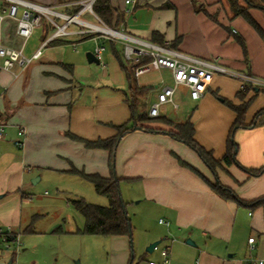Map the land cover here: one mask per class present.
I'll list each match as a JSON object with an SVG mask.
<instances>
[{
	"label": "crops",
	"instance_id": "1",
	"mask_svg": "<svg viewBox=\"0 0 264 264\" xmlns=\"http://www.w3.org/2000/svg\"><path fill=\"white\" fill-rule=\"evenodd\" d=\"M45 1L42 4L58 5L59 10L75 14L70 10L80 0ZM240 3L248 8L250 18L235 15L228 0H139L133 8L125 0H112L113 7L123 13L115 28L264 78V0ZM83 17L98 22L91 13ZM9 20L13 27L6 25V35L3 28V40L22 48L16 22L7 19L4 27ZM70 28L81 27L72 24ZM53 31L44 19L24 45L25 55L32 56ZM56 40L63 43L49 42L42 56L29 66L0 69V122L6 123V135L0 138V228H10L18 237L21 231H33L22 227L30 219L25 209L45 198L38 186L53 176L59 181L58 191L60 187L62 191L59 195L46 191L51 200L47 207L53 200L64 199V192L75 196L67 203L80 198L79 182L87 180L71 172L77 169L117 177L129 197L160 211L159 223L167 227L166 244L160 248L162 232L158 231L149 241H160L154 250H160L161 264L166 247L170 250L169 264H247L248 259H264V202H255L264 197V170L258 175L249 173L264 168V114L249 126L264 110V91L254 89L240 97L243 89L238 79L213 73L206 76L208 85L202 99L192 100L188 89L179 86L174 102L165 105L158 116L176 124L191 121L196 141L221 160L237 118L226 101H249L247 126L234 130L238 144L234 164H224L214 172L194 149L169 134L173 126L164 121L137 123L120 139L112 162L109 150L88 148L70 135L91 141L116 137L115 126L133 125L130 102H144L149 114L162 85L174 84L172 73L159 69L136 77L138 87L149 91L135 94L117 55L125 61L123 43L101 33ZM99 46L103 48L100 63L89 62L87 53H95ZM125 64L132 71V65ZM20 128L26 131L22 139ZM18 140L24 141L22 147ZM63 181L67 186L60 184ZM218 181L232 189L242 203L221 197L210 185ZM109 237L122 248L132 241L131 235ZM251 237L255 238L253 243ZM18 253L4 263L1 258L0 264L15 260ZM133 262L134 256L130 264Z\"/></svg>",
	"mask_w": 264,
	"mask_h": 264
},
{
	"label": "built area",
	"instance_id": "2",
	"mask_svg": "<svg viewBox=\"0 0 264 264\" xmlns=\"http://www.w3.org/2000/svg\"><path fill=\"white\" fill-rule=\"evenodd\" d=\"M5 2L4 11H0V69L13 71L16 67L25 68L39 59L43 54L44 47L52 40L70 35H84L91 33H101L115 41L123 43V56L125 61L132 65L135 77L151 70L167 69L172 73L174 84H163L157 94L156 100L151 104L149 115L158 117L161 115L162 108L168 103L174 102V95L179 86H185L189 91L192 100L198 101L203 98L207 90L208 80L206 76L219 73L238 79L241 88L251 87L259 91H264V78L254 76L249 73L230 69L216 59L209 60L200 58L176 48L164 44H158L146 39L135 37L125 33L123 30L106 25L95 13L93 3L95 0H80L81 8L75 14H68L59 10L58 5L42 4L33 0H0ZM139 0H125V4L132 8ZM85 13L94 15L98 22H92L83 17ZM7 19L16 22V34L22 38V48H15L7 45L3 40L4 22ZM42 19L47 20L54 28L53 33L43 43V45L32 55L27 56L23 51L26 42L32 37L36 28L41 24ZM72 24H77L80 29H71ZM97 26L106 28L100 30ZM101 46L96 48L95 55L101 60ZM175 107L178 105L175 103ZM26 131L20 128L18 135L24 138ZM6 135V123L0 122V138ZM23 140H18L17 145L22 147ZM0 236L6 248L12 247L11 242L15 243V251L21 249V241L9 228H0ZM10 238H12L10 240ZM251 243L254 237L249 239ZM164 257L163 264H169V247L162 249ZM0 257V263H1ZM14 258L7 264H14ZM151 264H157L151 262ZM247 264H264V259L252 258L247 260Z\"/></svg>",
	"mask_w": 264,
	"mask_h": 264
},
{
	"label": "rangeland",
	"instance_id": "3",
	"mask_svg": "<svg viewBox=\"0 0 264 264\" xmlns=\"http://www.w3.org/2000/svg\"><path fill=\"white\" fill-rule=\"evenodd\" d=\"M4 5L5 2L0 1V11H4ZM85 18L88 19L86 16ZM90 20L97 23L94 19ZM6 25L10 29L13 23L10 20L5 23V35L8 32ZM56 179V176H53V179L41 182L38 188L41 187L39 192L46 195L45 198L38 199L34 194L33 197H37L38 200L34 204H28V208L25 209V214L30 215V219L27 223H22V227H31L33 231L20 232L21 250L15 255L14 264H130L132 256L133 264H150L151 261L162 263L160 250L147 251L149 245L154 242L149 241L153 232H162L159 236V239H162L160 248L166 244L164 237L167 227L159 223L160 211L152 208L146 201L140 202V199L129 197L125 186L122 185L120 191L132 224V241L129 240L127 247L122 248L120 244L114 243L111 237L80 232L84 228V218L71 202L67 203L70 198L75 197L74 195L64 192V199L53 200L51 207H47L51 200L49 195L45 194L46 191L50 195H59L62 191V187L58 191L59 181ZM80 181L78 187L79 192H82L80 198L92 204L102 206L109 204L108 198L98 194L92 183ZM60 184L67 186L65 181ZM3 228L7 230L6 227ZM11 244L12 247L7 249L0 240V256L3 263L15 252V243L12 241Z\"/></svg>",
	"mask_w": 264,
	"mask_h": 264
},
{
	"label": "trees",
	"instance_id": "4",
	"mask_svg": "<svg viewBox=\"0 0 264 264\" xmlns=\"http://www.w3.org/2000/svg\"><path fill=\"white\" fill-rule=\"evenodd\" d=\"M59 1L64 2L66 0ZM228 3L235 15H243L250 18L248 8L243 6L240 3V0H228ZM80 8L81 4H77L73 6L70 12H77ZM93 9L95 13L108 26L115 28L119 26L121 21L123 20V13L119 12L118 9L113 7L112 0H95L93 3ZM253 24L256 25L259 29V26L256 23ZM51 43L57 45L63 43V41L55 39ZM117 55L120 58L122 66L126 71L130 87L134 91V93H140L141 95L147 94L149 90L138 87L134 73L130 68H128V66H126L125 61L118 52ZM250 90L254 89L249 86L246 87L239 92V96L242 97L243 93ZM138 100L139 99H133L130 102V108L132 110L131 121L133 122V125L129 126L128 124H122L115 126L118 130V134L116 135V137L91 141L82 139L72 134L70 135V133H68V135H70L75 140L84 142L88 148H100L109 150L113 162L115 160V153L120 139L124 134L132 130L135 125H137V123L164 121L165 123L173 126L172 130H169V134L194 149L214 172H216L217 168L223 167L224 164L231 165L237 162L236 156L238 144L234 141V130L240 127L247 126L245 123V116L250 104L249 101L241 104H235L228 100L226 101V104L237 113V118L230 133L227 153L223 159L218 160L214 157L211 151H207L200 143L196 141V139L194 138L195 127L191 121L176 124L167 118L150 117L146 109V104L144 102H139ZM262 114H264V110L258 112L256 118L254 119V122L249 126H252L253 124L259 122V117ZM141 128L150 130L149 127H145L143 125L141 126ZM263 170L264 168L250 170L249 173L252 175H258ZM71 172L81 176L82 178L92 183L96 192L106 196L109 201V204L107 206H102L89 203L82 197L71 199V203L76 208V210L84 217L85 220L84 228L80 232L83 234L103 237L116 235L132 236V224L126 210V204L124 203L121 196L118 178L115 176L104 177L100 174L86 173L85 171H80L77 169H73ZM210 185L221 197L225 199H233L242 203V200L238 198L235 192L221 182L218 181L216 183H210ZM255 202H264V197L256 200ZM11 239L12 238H10V240Z\"/></svg>",
	"mask_w": 264,
	"mask_h": 264
},
{
	"label": "water",
	"instance_id": "5",
	"mask_svg": "<svg viewBox=\"0 0 264 264\" xmlns=\"http://www.w3.org/2000/svg\"><path fill=\"white\" fill-rule=\"evenodd\" d=\"M87 57H88V61L89 62H95V63H100V60L96 57L94 52H88L87 53ZM1 197V195H0ZM160 243V241H155L153 243H151L148 247V251L152 252L154 250V248ZM188 243H192V241L190 239H188ZM79 264V263H78Z\"/></svg>",
	"mask_w": 264,
	"mask_h": 264
},
{
	"label": "bare ground",
	"instance_id": "6",
	"mask_svg": "<svg viewBox=\"0 0 264 264\" xmlns=\"http://www.w3.org/2000/svg\"><path fill=\"white\" fill-rule=\"evenodd\" d=\"M97 28L100 29V30H105L106 29V28L100 27V26H97Z\"/></svg>",
	"mask_w": 264,
	"mask_h": 264
}]
</instances>
